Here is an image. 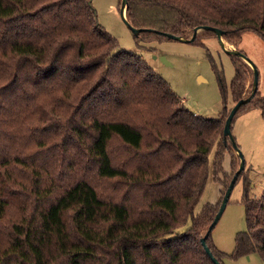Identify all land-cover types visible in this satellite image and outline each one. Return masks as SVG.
<instances>
[{
  "label": "trees",
  "instance_id": "obj_1",
  "mask_svg": "<svg viewBox=\"0 0 264 264\" xmlns=\"http://www.w3.org/2000/svg\"><path fill=\"white\" fill-rule=\"evenodd\" d=\"M125 13L155 29L136 34L145 41L191 38L202 25L231 43L246 30L264 40V0H128ZM210 36L202 29L191 42ZM231 56L236 103L251 94L254 70ZM218 80L221 114L204 117L121 48L93 0H0V264H216L202 237L220 207L196 208L213 150L215 179L227 151L236 169ZM252 106L264 118L259 89L236 114ZM245 204L230 257L264 260V191ZM211 232L206 243L225 264Z\"/></svg>",
  "mask_w": 264,
  "mask_h": 264
},
{
  "label": "rangeland",
  "instance_id": "obj_2",
  "mask_svg": "<svg viewBox=\"0 0 264 264\" xmlns=\"http://www.w3.org/2000/svg\"><path fill=\"white\" fill-rule=\"evenodd\" d=\"M122 0H93L100 24L115 36L121 48L139 52L148 64L161 75L182 97V102L196 114L209 118H218L223 108V97L218 80L221 72L228 88L229 113L235 101H231L230 85L235 75L232 56L224 49L217 36L203 39V43L182 41L173 38L145 41L138 38L126 24L121 15ZM238 43L224 40L227 48L242 50L249 57L259 72V94L264 96V40L256 32L246 30L237 39ZM252 67V66H251ZM250 75V74H249ZM247 89L250 92V83ZM232 133L241 151L245 167L235 183L222 216L213 228L211 237L216 246L226 252L225 264H264V260L253 252L240 258L230 254L235 248L236 235L247 228L245 195L260 198L264 191V118L261 110L255 106L239 111L234 119ZM215 151L210 154L211 170L209 178L197 205L199 212L206 204L221 205L230 180L240 166L236 152V162L231 168L232 155L225 153L223 168L215 179L213 159ZM230 179V180H229Z\"/></svg>",
  "mask_w": 264,
  "mask_h": 264
},
{
  "label": "water",
  "instance_id": "obj_3",
  "mask_svg": "<svg viewBox=\"0 0 264 264\" xmlns=\"http://www.w3.org/2000/svg\"><path fill=\"white\" fill-rule=\"evenodd\" d=\"M127 2L128 0H122V3H121V15L124 19V21L126 22V24L134 31L135 34H139L140 32L142 31H153L155 29L153 28H149V27H136V26H133L130 21L127 19L126 17V7H127ZM202 29H208V30H212L213 32L216 33L218 39L220 40L222 46L224 47L225 50L228 51V53L230 54H236L240 57H242L244 60H246L253 68L254 70V81H253V89H252V92L249 96L245 97V98H241L239 99L233 106L232 108L230 109L229 111V114L226 118V121H225V126H224V136L225 138H230V140L232 141V144L233 146L236 148L237 152L239 153V156H240V166L238 168V170L236 171V173L234 174V176L232 177L231 181H230V184L229 186L227 187L226 191H225V194L223 196V199H222V202H221V205H220V208L214 218V220L212 221V223L209 225L208 227V230L206 232V234L202 237V243L203 245L205 246V249L207 251V253L210 255V257L212 258V260L216 263V264H223L221 261L218 260V258L213 254L210 246L206 243V239L209 235V233L213 230V228L215 227V225L217 224V222L219 221L220 217L222 216L223 214V211L227 205V202L229 200V197L231 195V192L235 186V183L238 179V176L239 174L243 171L244 167H245V161H244V158H243V155L241 153V151L239 150L238 148V145L235 141V138L233 136V133H232V121H233V118L236 114V112L238 111V109L243 105L245 104L246 102L250 101L252 99V97L255 95V93L257 92L258 90V86H259V72L256 68V65L254 64V62L249 58L247 57V55L241 51V50H236V49H232V48H227L224 44V39H223V29L219 28V27H216V26H211V25H202V26H197L195 27L194 31H193V34H192V37L191 38H185L183 36H180V35H176V34H173V33H170V32H163L167 37L169 38H173V39H178V40H182V41H192L196 36H197V33L202 30ZM157 32H161L159 30H156Z\"/></svg>",
  "mask_w": 264,
  "mask_h": 264
}]
</instances>
